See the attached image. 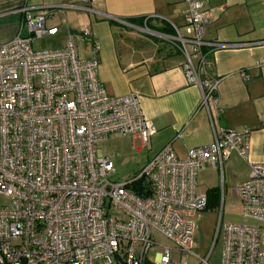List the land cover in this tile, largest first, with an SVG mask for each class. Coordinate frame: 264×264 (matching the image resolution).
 <instances>
[{
    "label": "built area",
    "instance_id": "obj_1",
    "mask_svg": "<svg viewBox=\"0 0 264 264\" xmlns=\"http://www.w3.org/2000/svg\"><path fill=\"white\" fill-rule=\"evenodd\" d=\"M186 2L182 25L162 38L183 56L187 82L202 88L213 139L185 158L167 143L125 182L108 178L113 161L98 143L129 135L148 145L156 129L138 96L109 95L97 78L98 60L79 58L71 37L62 49L34 50L36 40L57 28L45 26V7L17 10L24 21L0 44V195L11 200L0 205V264H144L160 245L156 233L172 246L160 245L151 264H186L196 215L207 207L206 194L196 190L197 172L222 171L231 152L244 158L248 149V130L217 125L218 80L203 52L235 44L206 41L208 10L200 0ZM82 35L96 55L99 43L87 29ZM234 196L243 222H219V264H264V227L247 223L264 222V163L251 164ZM209 257L199 264H210Z\"/></svg>",
    "mask_w": 264,
    "mask_h": 264
},
{
    "label": "crops",
    "instance_id": "obj_2",
    "mask_svg": "<svg viewBox=\"0 0 264 264\" xmlns=\"http://www.w3.org/2000/svg\"><path fill=\"white\" fill-rule=\"evenodd\" d=\"M200 1L209 12L205 40L235 44L203 48L211 64L210 76L218 80L212 102L218 110L216 122L226 129L248 130V149L244 158L231 152L222 171L211 166L200 169L196 190L198 184H202L198 193L219 189L218 184L226 180L225 168H229L234 196L236 185L248 177L251 164L264 163V0ZM25 6L45 7L49 12L45 26L57 28L54 34L44 35L51 45L40 50L62 49L71 37L79 58L98 60L97 78L109 95L138 96L143 115L156 129L148 145L131 137L141 142L140 147L132 142L133 149L148 151L145 163L167 143L179 158H185L192 147L211 143L213 127L209 109L200 103L202 88L187 82L183 56L161 40L163 34H169L166 28L182 25L186 0H0V44L17 33L24 21V14L17 10ZM130 19L142 20V26L130 23ZM146 26L158 41L144 35L142 27ZM84 29L99 43L96 55L82 35ZM199 78L203 81L204 74L199 73ZM217 236L222 247L218 232ZM192 252L186 255V264H199L201 256ZM144 264H151V260Z\"/></svg>",
    "mask_w": 264,
    "mask_h": 264
},
{
    "label": "rangeland",
    "instance_id": "obj_3",
    "mask_svg": "<svg viewBox=\"0 0 264 264\" xmlns=\"http://www.w3.org/2000/svg\"><path fill=\"white\" fill-rule=\"evenodd\" d=\"M142 28L146 37L152 36V41H158L155 39V34L150 28H147V26ZM161 40L163 43L165 42V44H168L166 40ZM50 45L51 42L49 38L43 36L34 42L33 48L34 50H40L48 48ZM132 142L135 147L141 146L140 140L136 139L132 141L129 135H109L106 140L98 143V147L102 152L105 155L111 156L114 162L115 172L108 176L109 179L117 182H125L137 174L145 164L148 158V151L146 149H133L131 147ZM111 154H114V157ZM229 175V168H225L226 180L224 184L221 182L218 184L219 194L217 204L208 206L199 217L195 218L193 250L201 257H205L210 252V264H217L220 258V238L217 236L219 222L230 224H239L243 222L240 200L238 197L232 195L235 184L234 181L228 180ZM199 185L202 187V184H198L197 191H199ZM10 201V198L0 195V205H7ZM247 223L264 227V222L253 219H248ZM154 236L160 245L172 246V243L164 236L157 233ZM160 245H155L151 248L148 254L149 260H152L154 253L161 249Z\"/></svg>",
    "mask_w": 264,
    "mask_h": 264
},
{
    "label": "trees",
    "instance_id": "obj_4",
    "mask_svg": "<svg viewBox=\"0 0 264 264\" xmlns=\"http://www.w3.org/2000/svg\"><path fill=\"white\" fill-rule=\"evenodd\" d=\"M129 22L133 23V24H137L139 26H142V20H140V19H130ZM165 31L169 34H173V30L171 28H166ZM137 186H138L137 184L133 186L135 191L138 189ZM218 194H219V189L217 187H212V188L207 190V192H206L207 207L210 205L213 206V205L217 204Z\"/></svg>",
    "mask_w": 264,
    "mask_h": 264
}]
</instances>
